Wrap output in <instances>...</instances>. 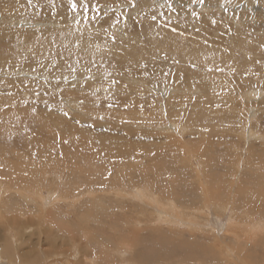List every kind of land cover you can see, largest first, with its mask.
Instances as JSON below:
<instances>
[{"label": "rangeland", "instance_id": "obj_1", "mask_svg": "<svg viewBox=\"0 0 264 264\" xmlns=\"http://www.w3.org/2000/svg\"><path fill=\"white\" fill-rule=\"evenodd\" d=\"M145 2L133 33L151 26L155 9ZM174 6L161 9L164 41L144 47L150 75L130 90L113 88L111 99L97 83L86 109L67 119L43 103L35 115L23 104L5 107L23 93L8 87L23 77L5 74L28 54L17 35L47 18L26 0H0V264H264V0ZM71 29L60 37L69 50ZM96 44L89 53L99 58L106 49ZM178 54L181 83L164 75L176 71ZM144 190L152 200L137 196Z\"/></svg>", "mask_w": 264, "mask_h": 264}, {"label": "snow or ice", "instance_id": "obj_2", "mask_svg": "<svg viewBox=\"0 0 264 264\" xmlns=\"http://www.w3.org/2000/svg\"><path fill=\"white\" fill-rule=\"evenodd\" d=\"M191 2L195 3L197 0ZM198 2L204 4L205 0ZM26 5L28 9L34 10V15L47 19L40 22L30 34L17 35V43L24 46L28 54L12 65L16 71L5 74L23 77L18 85L14 82L8 85L10 89L22 88L23 93L18 102L6 103L5 107H19L23 104L27 106L26 111L35 115L38 113L36 105L43 103L50 113L56 112L67 119H72L73 113L86 109V101L90 99L86 93L92 88L94 89L92 96L95 97L100 91L95 87L97 83L107 85L105 91L109 93L111 99L116 95L112 91L113 88L122 86L127 91L139 77L149 76V65L144 62V47L149 43L155 46L154 42H163L165 39L162 34L165 25L158 23L166 16L161 9L166 8L172 13L177 11L174 0H160L159 3L157 0L150 2L146 0L144 7L155 9L151 15H147L151 26L147 33L143 28L133 33L130 31V21L142 26L146 16L139 0H35V2L26 0ZM20 7L23 8L25 5ZM190 15L194 19H200V14L195 11ZM82 23L85 25L84 31L79 29ZM167 23H171L170 18ZM209 23L215 25L218 22L211 20ZM72 24L77 27L71 29ZM192 27L198 34L200 29L195 24ZM70 29L77 33L74 48L71 50L60 39ZM171 31L178 36L183 35V32H177L176 27ZM96 41H101L106 49L99 58L89 53L94 45L99 48ZM157 51L160 49L157 48ZM168 59L166 53L164 60ZM171 60L176 71L166 72L164 75L175 76L177 83H181L187 78V72L180 67L179 54L172 56ZM5 64H8L7 60ZM187 64L189 69L198 67L194 60L187 61ZM105 65L106 67H103ZM25 66L27 70H23ZM216 70L222 71L219 68ZM0 71H4V68L0 67ZM191 87L196 88L198 85L192 84ZM7 100L9 102L15 100L11 91L7 94ZM91 102L99 107L94 99ZM113 106L111 103L108 105L109 108ZM124 106L128 107V104ZM94 118L104 119L102 115ZM76 123L82 125L84 122L78 119ZM88 126L94 127V124ZM63 143L67 144L68 141L64 140Z\"/></svg>", "mask_w": 264, "mask_h": 264}, {"label": "bare ground", "instance_id": "obj_3", "mask_svg": "<svg viewBox=\"0 0 264 264\" xmlns=\"http://www.w3.org/2000/svg\"><path fill=\"white\" fill-rule=\"evenodd\" d=\"M30 24V23H29ZM33 25V24H32ZM186 93V92H185ZM84 140V139H83ZM208 182V181H207ZM23 188V187H22ZM202 190H204V189H202ZM136 191V188H135V190H134V192ZM94 192H96V191H93V193ZM39 192H37V194H38ZM91 193H92V190H91ZM151 193H153V192H151ZM150 192H147V191H143V192H138L137 191V196H140V198L142 199V198H145V199H147V200H152L153 199V195L151 194ZM215 194V193H214ZM11 195V194H10ZM39 196H40V198L42 197V192L41 193H39L38 194ZM88 195V194H87ZM98 195V194H97ZM81 196V195H80ZM99 196V195H98ZM215 196V195H214ZM78 197V196H77ZM136 197V196H135ZM28 198V197H27ZM43 198V197H42ZM41 198V200H44V199H42ZM50 198V197H49ZM215 198V197H214ZM48 199V198H47ZM51 200V199H50ZM49 200V201H50ZM95 200V199H94ZM157 200V199H156ZM47 202V200H45V203H51V202ZM51 201H53V200H51ZM97 201H99V203H100V205H101V201L100 200H97ZM97 201H95V202H97ZM142 201H143V199H142ZM154 201H155V198H154ZM169 201V200H168ZM28 202V201H27ZM70 202V201H69ZM172 203H174V202H172ZM7 204V203H6ZM97 204V203H96ZM10 205V204H9ZM11 205H13V204H11ZM43 205V204H42ZM105 205V204H104ZM160 205V204H159ZM8 206V205H7ZM93 206V205H92ZM102 207V206H101ZM13 208V207H12ZM90 208V207H89ZM55 209H58V208H55ZM116 209V208H115ZM179 209V208H178ZM8 211V210H7ZM51 211V210H50ZM56 211V210H55ZM10 212V211H9ZM49 214H46V221L47 222H49V219H51V216H50V212L49 211H47ZM46 212V213H47ZM204 212V211H203ZM52 213V212H51ZM118 213V212H117ZM53 214V213H52ZM51 214V215H52ZM56 214V213H55ZM43 215V214H42ZM41 215V216H42ZM54 216V215H53ZM37 217H39V216H37ZM19 218V217H18ZM43 218V217H42ZM45 218V217H44ZM13 219V218H12ZM181 220V219H180ZM13 221V220H12ZM51 224V223H50ZM47 227V226H46ZM255 227L256 226H253L252 228V230L254 231V229H255ZM250 228V227H249ZM20 229V228H19ZM251 230V231H252ZM48 233V232H47ZM119 233V232H118ZM105 235V234H104ZM222 239V238H221ZM7 241V240H6ZM124 241V240H123ZM239 243H240V241H239ZM9 244V243H8ZM103 245V244H102ZM135 245V244H134ZM12 246V245H11ZM11 246H9V245H7L6 247H5V250L3 251L5 254H8V255H12L11 254V252H12V247ZM113 246H115V245H113ZM131 246V245H130ZM203 246V245H202ZM105 247V246H104ZM124 247V246H123ZM229 247V246H228ZM134 248V247H133ZM206 248V247H205ZM124 249V248H123ZM125 250V249H124ZM132 250V249H131ZM132 253V252H131ZM237 253H239V252H237ZM244 253V252H243ZM22 255V254H21ZM129 257V256H128ZM21 258H22V256H21ZM160 258V257H159ZM241 258V257H240ZM155 260H159V259H155ZM205 260V259H204ZM145 261V260H144ZM206 261V260H205ZM68 262V261H67ZM202 262H204V261H202ZM217 262H218V260H217ZM33 263H35V262H33ZM70 263V262H69ZM125 264V263H124Z\"/></svg>", "mask_w": 264, "mask_h": 264}]
</instances>
